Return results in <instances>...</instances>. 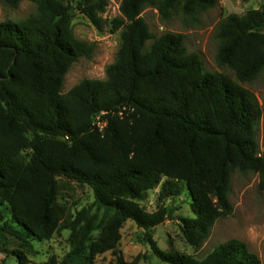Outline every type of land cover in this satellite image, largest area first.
<instances>
[{
  "label": "trees",
  "instance_id": "16d2710c",
  "mask_svg": "<svg viewBox=\"0 0 264 264\" xmlns=\"http://www.w3.org/2000/svg\"><path fill=\"white\" fill-rule=\"evenodd\" d=\"M2 1L12 8L37 5L25 20L0 24V222L11 216L4 231L29 253L33 240L70 231V253L40 264H94L109 252L115 264H140L142 256L128 262L120 250L128 221L166 264H261L239 240L198 260L161 251L153 237L170 216L167 202L183 191L194 217L182 220V233L200 249L215 224L233 214V172L257 174L264 190L256 96L207 72L182 35L155 37L142 17L148 7L163 19L175 10L206 13L217 0H122L111 22L113 33L123 30L121 46L106 80L85 79L66 94L69 70L94 51L74 35L71 9L76 5L103 32L109 0ZM218 39L217 63L238 81L252 82L264 71V7L225 18ZM61 178L90 187L93 206L66 217L58 205ZM159 187L158 207L148 212L141 203ZM16 254L24 264V254Z\"/></svg>",
  "mask_w": 264,
  "mask_h": 264
},
{
  "label": "rangeland",
  "instance_id": "374dc122",
  "mask_svg": "<svg viewBox=\"0 0 264 264\" xmlns=\"http://www.w3.org/2000/svg\"><path fill=\"white\" fill-rule=\"evenodd\" d=\"M121 2L122 0H109V7L103 16L106 20L103 32L77 11L76 5L71 9L74 13L72 20L74 35L77 39L92 45L94 51L90 58H81L71 67L65 79L63 93H68L85 79L106 80V69L116 61L121 46L123 30L113 33L111 25L112 20L120 15ZM262 7L264 0H249L246 3L242 0H217L216 6L206 13L186 16L180 10H175L170 18L163 19L156 9L148 7L142 17L155 37L159 38L165 33L182 35L188 51L202 57L207 72L224 74L256 96L262 109L257 140L259 153L264 155V71L254 81L241 83L234 71L220 67L217 63L220 23L230 15L242 16ZM36 10L37 5L34 2L24 1L17 8H12L0 0V24L6 21L25 20L36 13ZM97 122H101V118ZM159 192L160 187L148 192L141 203L148 212L156 211ZM94 201L90 187L65 178L59 180L58 205L65 210L66 217H76L82 209L92 207ZM230 201L233 214L220 219L212 229L209 239L200 249H195L186 242L182 233V220L194 217L191 209L192 200L188 193L183 191L181 195L167 202L171 207L170 216L161 226L154 229V241L161 251L180 252L203 260L221 244L239 240L248 246L261 264H264V190L260 187L259 176L252 172H233ZM6 221L11 222V216ZM5 222H0V264H23L16 252L24 254L26 257L24 264H40L51 257L62 261L71 251L69 242L71 232L61 231L50 241L33 240L34 251L29 253L17 239L4 231ZM121 234L120 250L126 261L131 262L140 255L142 256L140 264H166L153 255L149 244L143 242L144 231L133 221H128L124 225ZM99 236L100 231L94 233L95 239ZM115 261L116 258L109 252L98 256L94 264H115Z\"/></svg>",
  "mask_w": 264,
  "mask_h": 264
},
{
  "label": "built area",
  "instance_id": "2783aa9c",
  "mask_svg": "<svg viewBox=\"0 0 264 264\" xmlns=\"http://www.w3.org/2000/svg\"><path fill=\"white\" fill-rule=\"evenodd\" d=\"M101 115H104V113H102ZM101 115L98 116V117H96V122H97V120H99V119L101 118ZM96 124L98 125V127H100V130H101V131H102V130L104 129V127H105V124H103V123H101V122H97Z\"/></svg>",
  "mask_w": 264,
  "mask_h": 264
}]
</instances>
